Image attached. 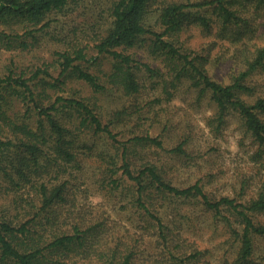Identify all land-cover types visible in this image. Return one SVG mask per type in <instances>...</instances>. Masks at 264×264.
<instances>
[{
	"label": "trees",
	"instance_id": "16d2710c",
	"mask_svg": "<svg viewBox=\"0 0 264 264\" xmlns=\"http://www.w3.org/2000/svg\"><path fill=\"white\" fill-rule=\"evenodd\" d=\"M80 2L0 0V49L37 46L49 17L74 12ZM106 11L110 25L91 35L93 44L75 42L54 52L56 75L49 63L26 71L13 60L0 74V180L6 183L0 264H211L205 258L208 248L184 246L180 232L163 221L159 209L174 198L198 199L206 211L224 218L238 242L230 264H264V253L253 256L254 239L264 238V222L255 218L264 213V192L247 202L225 195L213 199L199 181L180 187L155 163L133 166L131 146L162 147V140L148 131L119 139L114 128L124 122L126 109L105 120L97 103L108 88L128 97L140 94L141 70L145 81L164 85L187 79L199 96L210 94L218 124L229 110L235 111L264 151V95H256L248 78L264 64V45L247 43L264 28V0H110ZM150 14L152 23L147 21ZM191 26L239 44L240 63L227 82L211 76L207 55L185 45L182 32ZM140 43L165 69L137 58L134 47ZM107 56L108 72L90 70ZM73 78L92 94L66 88ZM98 140L114 150L100 148ZM170 151L182 153V143ZM89 162L100 170L94 183L103 195L125 194L123 207L134 208L143 223L139 234L84 202L90 187L82 174ZM143 236H154L161 245L152 261L140 245Z\"/></svg>",
	"mask_w": 264,
	"mask_h": 264
},
{
	"label": "rangeland",
	"instance_id": "374dc122",
	"mask_svg": "<svg viewBox=\"0 0 264 264\" xmlns=\"http://www.w3.org/2000/svg\"><path fill=\"white\" fill-rule=\"evenodd\" d=\"M109 1L83 0L74 12L50 16V26L46 31L38 33L40 41L33 48H1L0 74L13 60L18 67H25L26 71L42 63H49L51 71L56 75L58 68L52 64L56 50L75 42L93 44L91 35L108 29L110 22L106 9ZM147 21L152 23L154 15L150 14ZM253 36L247 41L249 47L254 44L264 45V28H259ZM182 37L190 49L208 56L207 68L213 78L224 83L229 80L235 66L240 63L239 44H232L214 34L206 35L196 26L185 29ZM134 51L137 58L165 69L161 60L151 56L141 43L134 47ZM110 61V57H102L99 64L89 68L92 71L96 68L99 74H104L110 70ZM139 75L143 80V88L137 96L128 97L116 89L108 88L97 99L105 120L110 119L117 110L126 109L124 122H116L114 128L119 139L124 140L133 134L148 131L162 140V147L131 146L133 166L155 163L167 180L180 187L199 181L213 199L225 195L247 202L264 192V151L253 141L238 113L229 110L222 118V123L218 124L217 108L210 94L205 92L199 96L198 90L190 87L187 79L173 86L170 83L164 85L161 81H145L143 70ZM248 78L255 85L256 95H264V64L256 68ZM65 86L77 89L83 96L92 94L88 86L75 78L69 79ZM97 143L100 148L112 149L104 140H98ZM179 143L183 146L182 153L170 151ZM96 164L87 163L82 174L87 179L86 185L90 187L84 202L116 219L125 230L139 234L143 230V223L135 217L134 208L123 207L125 194L115 191L103 195L97 188L94 180L100 176V170H96ZM3 186L6 183L0 180V207L6 201ZM159 211L163 221L180 232L184 246L195 244L209 249L205 258L211 264H230L235 258L238 242L233 241L224 218L206 211L198 199L174 198ZM255 218L264 222V213L256 214ZM154 238L143 236L140 241L141 247L145 248L147 260L157 255L161 246ZM253 249L254 257L262 255L264 238L256 237Z\"/></svg>",
	"mask_w": 264,
	"mask_h": 264
}]
</instances>
